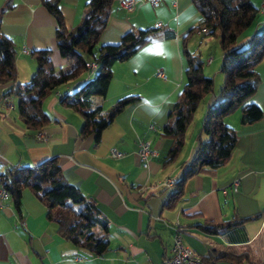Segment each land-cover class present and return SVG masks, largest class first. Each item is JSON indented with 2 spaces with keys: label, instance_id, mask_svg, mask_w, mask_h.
<instances>
[{
  "label": "crops",
  "instance_id": "0c3cea01",
  "mask_svg": "<svg viewBox=\"0 0 264 264\" xmlns=\"http://www.w3.org/2000/svg\"><path fill=\"white\" fill-rule=\"evenodd\" d=\"M4 1L0 0V8ZM87 1H60L68 30H73L87 12ZM119 1L115 0L100 44H116L128 30L155 31L133 56L112 66L106 96L92 98L93 107L107 111L124 95L140 97L102 130L97 144L93 134L79 136L80 114L59 103L62 95L88 80V75L41 96L42 109L50 118L41 131L25 127L15 98H1L10 86L28 81L34 73L36 61L31 51L48 50L54 66L63 68L66 63L56 48L54 18L41 0H14V7L1 17L0 31L16 49V79L0 85V175L55 159L66 181L76 186L86 201L94 203L107 220L109 247L103 254L94 255L59 237L56 222L46 218L44 206L24 189L18 210L10 195L0 208V264H158L170 256L175 230L183 245L207 264H264V58L256 66L261 82L248 101L260 107L262 118L243 126L239 110L226 117V124L236 134L230 157L214 174L188 179L182 200L167 209L163 204L172 183L180 177L181 166L194 157L198 138L206 139L200 132L201 117L216 99L215 94L205 96L176 160L162 167L161 158L171 145L162 128L173 120L171 109L182 88L186 66L182 38L198 24L200 15L191 0H134L131 10L121 8ZM255 1L259 9L264 4ZM262 24L264 13L259 11L238 37V44L260 31ZM209 37L197 30L186 46L200 58L203 50L205 75L217 77L222 52L217 39ZM156 70L162 71L163 78L155 75ZM6 101L13 104L12 109L5 108ZM149 125L155 130H148ZM139 139L151 141L147 167L137 155ZM253 216L257 217L222 234H208L195 226ZM95 232L103 233L101 229ZM226 255L246 257L250 263H234Z\"/></svg>",
  "mask_w": 264,
  "mask_h": 264
},
{
  "label": "trees",
  "instance_id": "16d2710c",
  "mask_svg": "<svg viewBox=\"0 0 264 264\" xmlns=\"http://www.w3.org/2000/svg\"><path fill=\"white\" fill-rule=\"evenodd\" d=\"M60 1L41 0V5L54 18L56 48L69 68H56L48 50H33L30 53L36 61L34 73L28 81L10 86L1 98H15L18 115L25 127L41 131L50 122L49 116L42 109L41 96L74 81L83 73L95 71L92 79L85 80L70 93L62 95L59 103L80 114L82 126L79 136L85 138L93 134L97 144L102 130L126 106L137 104L140 97L124 95L107 111H102L100 106L93 107L92 98L106 96L112 79V66L128 60L145 46L155 29L128 30L116 44H100V36L106 29L115 0H88L87 12L73 30L66 28L59 8ZM14 4V0L4 1L0 8V24L2 15L12 9ZM191 4L200 18L198 24L182 38L186 66L182 88L171 109L173 120L162 128V135L171 141L161 158L162 167L176 160L196 108L213 89L212 78L203 73L199 53L187 50L188 38L197 30H206V35L218 37L222 52L219 71L223 83L216 96L217 100L206 107L201 118L200 132L206 139L201 141L198 138L194 157L181 166L180 177L172 183L163 204L167 209H173L182 200L188 179L202 173L214 174L230 157L236 144V134L226 124V117L239 110V122L243 126L262 118L260 107L248 101L261 82L256 66L264 58V27L243 44H238V37L252 25L260 9L250 0H191ZM15 55L13 41L0 31V85L15 81ZM91 63L95 65L93 69L90 68ZM0 181L12 196L17 210L22 191L28 189L46 209V218L56 222L59 237L94 255H101L108 250L107 220L94 203L86 201L81 191L66 181L55 159L45 160L34 167L13 168L0 175ZM257 216L224 222H203L195 226L208 234H222ZM96 229H101L103 233H96ZM225 258L234 263L248 261L246 257L240 256L226 255Z\"/></svg>",
  "mask_w": 264,
  "mask_h": 264
},
{
  "label": "built area",
  "instance_id": "2783aa9c",
  "mask_svg": "<svg viewBox=\"0 0 264 264\" xmlns=\"http://www.w3.org/2000/svg\"><path fill=\"white\" fill-rule=\"evenodd\" d=\"M134 0H120L119 6L126 10H131L134 6ZM260 12L264 13V4L260 7ZM207 34V33H206ZM205 34V35H206ZM95 67L94 63L90 64V68ZM155 75L157 77L163 78L161 70H156ZM13 104L10 101L5 102V108L10 110L12 109ZM148 130H155L153 125L148 126ZM115 153V152H114ZM152 154L151 151V141L148 139H139L138 141V150L137 155L142 162L143 167H147L148 158ZM169 182L168 184H170ZM237 182L232 183V188L236 191ZM9 197V193L2 186L0 182V208L3 205V202ZM158 264H206L202 261L201 257L196 255L192 250L183 245L181 237L177 230L174 231L172 238V245L170 250V256L163 259Z\"/></svg>",
  "mask_w": 264,
  "mask_h": 264
},
{
  "label": "rangeland",
  "instance_id": "374dc122",
  "mask_svg": "<svg viewBox=\"0 0 264 264\" xmlns=\"http://www.w3.org/2000/svg\"><path fill=\"white\" fill-rule=\"evenodd\" d=\"M253 4H254V6L256 5V1L255 0H250ZM260 1L261 0H257V2H259L260 3ZM258 10H259V7H257V6H255ZM263 26H262V29H263V27H264V24H262ZM262 29H260V31L262 30ZM260 31H258V32H260ZM205 38H208V37H205ZM209 38H211V39H217V41H218V37H217V35L216 36H210ZM219 49H220V47H219ZM212 50V49H211ZM205 52L202 50V57H201V60H202V66L205 68V67H207V65H206V63H205V61H206V59H205ZM221 63V62H220ZM219 63V64H220ZM218 64V65H219ZM214 66V65H213ZM56 68H58V66H55ZM62 67H63V69H68L69 68V65H67L66 63H63V65H62ZM206 69V68H205ZM218 70H219V67H218ZM90 72V71H89ZM89 72H86V73H83L82 74V76H84V75H88L90 78L89 79H92L94 76H95V72H92L91 74L89 73ZM203 73L205 74V72L203 71ZM219 73V72H218ZM214 76V74H212L211 73V75L210 76H208V77H210V78H212V80H213V89H212V92L208 95V96H210V95H213V94H215V98H216V96H217V94H218V92H219V90H220V88H221V85H222V83H223V76H222V74L221 73H219V76H217V77H213ZM204 98H205V96H204ZM203 98V99H204ZM203 99H202V101H203ZM217 100V99H216ZM202 101L199 103V105H198V107L196 108V111H195V113H194V116H193V119H192V122L191 123H193V121L195 120V115H196V113H198V111H199V109H200V105H201V103H202ZM205 111V110H204ZM203 115V114H202ZM202 118V117H201ZM190 123V124H191ZM189 124V125H190ZM192 125V124H191ZM191 125H190V127H191Z\"/></svg>",
  "mask_w": 264,
  "mask_h": 264
},
{
  "label": "bare ground",
  "instance_id": "6f19581e",
  "mask_svg": "<svg viewBox=\"0 0 264 264\" xmlns=\"http://www.w3.org/2000/svg\"><path fill=\"white\" fill-rule=\"evenodd\" d=\"M262 13V12H261ZM200 32H202L203 34H206L207 33V31L206 30H203V31H200ZM1 182V181H0Z\"/></svg>",
  "mask_w": 264,
  "mask_h": 264
}]
</instances>
